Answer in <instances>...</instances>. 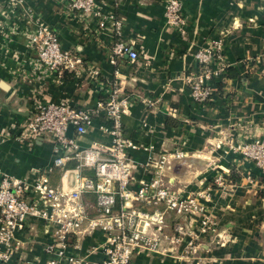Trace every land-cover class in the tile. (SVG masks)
<instances>
[{
  "label": "crops",
  "instance_id": "crops-1",
  "mask_svg": "<svg viewBox=\"0 0 264 264\" xmlns=\"http://www.w3.org/2000/svg\"><path fill=\"white\" fill-rule=\"evenodd\" d=\"M165 1L108 0L104 16L86 24L69 0H0V180L2 174L20 180L32 198L39 197L34 184L44 174L55 186L68 184L52 165V136L21 140L12 132L40 104L66 101L93 109L118 89L129 102L125 133L136 144L133 192L166 156L165 183L198 200L187 212L171 211L161 247L135 253L131 264H264V167L235 149L242 140L264 137V0H181L183 34L166 25ZM41 26L54 29L62 47L82 57L84 69L58 77L40 67L30 38ZM118 42L129 51L115 54ZM210 43L220 45L230 66L214 79L212 101L202 105L193 101L185 72L197 68L196 53ZM107 125L100 112L83 135L73 127L69 135L81 147H111L102 128ZM218 174L224 187L214 182ZM86 199L95 204L96 194ZM28 221L9 264H49L44 246L52 226L36 216ZM204 221L211 224L207 232L200 231ZM102 238L100 230L73 237L67 255L97 264L104 258Z\"/></svg>",
  "mask_w": 264,
  "mask_h": 264
},
{
  "label": "built area",
  "instance_id": "built-area-1",
  "mask_svg": "<svg viewBox=\"0 0 264 264\" xmlns=\"http://www.w3.org/2000/svg\"><path fill=\"white\" fill-rule=\"evenodd\" d=\"M107 2L69 0L68 5L87 24L96 16H104L103 9ZM165 19L167 26L184 33L185 17L181 0L165 1ZM30 47L35 51L39 66L58 77L67 71L84 69L82 57L71 49L63 48L57 32L50 27H39L31 35ZM128 51L129 48L121 42L114 48L115 54ZM130 56L135 59L137 53L130 51ZM196 58L197 68L187 70L185 76L193 101L206 105L212 101L217 90L213 86L214 79L225 75L230 64L217 43L200 49ZM128 104V99L114 89L106 100L98 102L96 108L74 107L66 101L40 104L27 120L18 124L14 131L16 133L11 134L16 139L33 140L40 136H52L55 143L52 165L63 171L68 184L55 186L44 174L34 184L39 197L32 198L25 184L8 174H2L0 264H9L11 255L23 245L17 234L28 227L30 215L52 226L49 231L51 241L44 246L45 251L51 254L49 264L83 262V258L67 255L71 238H81L95 230L103 232L98 248L104 258L97 264H131L135 253L161 247L162 238L167 236L164 229L168 226L167 217L171 211L184 213L198 207V200L194 196H179L165 183L163 170L166 156L152 164L154 175L150 181L133 192L130 186L134 180L135 166L131 151L136 149V144L126 135L123 123ZM100 112L109 124L102 128L111 136V147L97 144L81 147L77 138L69 135L70 127L74 128L77 136H81ZM235 149L244 158L264 167V137L242 140ZM70 161L76 162L74 168L67 167ZM85 170H91L93 175L85 174ZM214 182L217 186L226 185L222 174L215 176ZM90 192L96 194L95 204L86 199ZM160 203L165 205L164 209L146 210L141 207L142 204ZM208 222L204 221L200 231L210 230L211 224ZM147 229H152L158 235L148 233ZM178 230L183 233V225H178ZM192 234L197 238L199 236L198 233Z\"/></svg>",
  "mask_w": 264,
  "mask_h": 264
}]
</instances>
